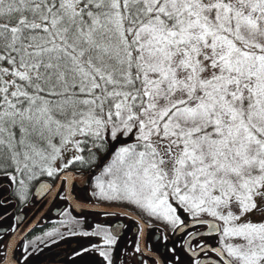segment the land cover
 Instances as JSON below:
<instances>
[{
    "label": "snow or ice",
    "instance_id": "6c2138e0",
    "mask_svg": "<svg viewBox=\"0 0 264 264\" xmlns=\"http://www.w3.org/2000/svg\"><path fill=\"white\" fill-rule=\"evenodd\" d=\"M0 145L10 153L0 168L35 179V154L40 174L59 177L57 198L82 218L65 213L69 234L99 238L75 256L264 264V0H0ZM97 203L117 217L138 206L165 228L90 231ZM13 231L0 229V264H30L65 238L26 245Z\"/></svg>",
    "mask_w": 264,
    "mask_h": 264
},
{
    "label": "flooded vegetation",
    "instance_id": "af4514ba",
    "mask_svg": "<svg viewBox=\"0 0 264 264\" xmlns=\"http://www.w3.org/2000/svg\"><path fill=\"white\" fill-rule=\"evenodd\" d=\"M68 171L75 172V170L70 169H68ZM58 179L59 177H56L55 179L52 178V180H41L37 182L31 193H29L27 189L26 201H21L19 190L17 189V185L15 183H13L15 185L11 192V195L8 194L7 187L0 188V229H14L11 235L15 236L19 234L20 239L26 245L29 241L36 240L37 237H42L45 240L50 241L51 238L45 236V233L47 232L58 231L59 233L64 234L65 238L63 240H60L57 236L58 243L50 244L49 247L44 248L43 252L29 257L30 264H101L102 258H100L95 253H85L83 256L79 257L74 255V252L76 250H79L82 247L90 246L99 238L82 235L73 236L69 234L68 229H75L77 226L74 223H65V221L69 219V217L66 216L65 213H72L71 203H69V201L65 199L56 198L55 200H53L52 205H50V207L46 210L44 217L39 221V223L37 222L35 224L34 229L32 228L30 230H25L24 227H27L28 225V222H26V220H28V217L40 205V202L42 203V201H44H32L35 188L42 181H46L52 186H55ZM5 190L7 194H5ZM99 207L105 206L103 204L97 203L95 206L90 207L87 210L88 223L84 224V228H87L91 231V225L93 224V222L103 226H108L114 221L115 226L120 229H123L125 224H127L131 228V231L126 233L129 239H135V236L133 235V233L135 232V227H133L134 224H139L142 229L144 228V223H141L142 220L152 226L150 229H144L145 231L151 232L156 227L165 228V224L163 221H157L154 217L149 218L147 216V213L143 212V210L139 209L138 206L135 205H124L123 208H117L122 211L112 210L113 213H120L119 217L109 214L107 211L102 210ZM77 213H79V209H77L76 213H72V215L76 219H82L79 215H77ZM159 236L160 233H156V237L158 238ZM5 239H7V236L5 237ZM153 246L158 250L159 258H168V254L166 253L161 243H154ZM171 246L172 245L169 244V247ZM185 247H187V245H185ZM7 254L9 256L13 255V253ZM14 255L19 256L20 250H16ZM181 259L186 260V257L181 254ZM206 264H210V262H206Z\"/></svg>",
    "mask_w": 264,
    "mask_h": 264
},
{
    "label": "trees",
    "instance_id": "16d2710c",
    "mask_svg": "<svg viewBox=\"0 0 264 264\" xmlns=\"http://www.w3.org/2000/svg\"><path fill=\"white\" fill-rule=\"evenodd\" d=\"M16 136H17V139H19V130L18 129L16 130ZM30 139L32 140V143H34L36 145L37 149H43L45 152L49 151L47 149V145H46L45 141L36 139L35 137H32ZM53 142L58 144L59 140L56 139ZM105 154H106V152L102 156H104ZM9 155H10V153H9L7 147L4 145H0V164H3ZM84 155L85 156L88 155L87 146H85ZM33 158L36 160L37 166L32 168V172H35L37 174V178L30 180L29 179L30 173L28 172V170H24L23 172H16L14 167H8L6 170L4 168H0V177L8 176L7 173H11L13 176L16 177V180L14 182L13 181L12 182L17 185V189L18 190L20 189V181L23 180L24 184L27 186L29 193H31V191L33 190V188L35 187L37 182H39L41 180H52V178L48 177L46 174H40V165L45 163V162L41 161L40 157L36 156L35 154H33ZM69 169L75 170V171L81 170L80 165L78 163H74Z\"/></svg>",
    "mask_w": 264,
    "mask_h": 264
},
{
    "label": "water",
    "instance_id": "95a60500",
    "mask_svg": "<svg viewBox=\"0 0 264 264\" xmlns=\"http://www.w3.org/2000/svg\"><path fill=\"white\" fill-rule=\"evenodd\" d=\"M128 142H131V138H128ZM118 146L119 145H115V147H118ZM112 151H114V148L110 147L108 152L104 156H102L101 159H102L103 164L106 165L107 163H109L111 161V159H112V156H111ZM69 172H73V171H69ZM96 175H99V173H96ZM43 184L51 185L50 183H48L46 181H42L35 188L34 193H33V197H32V201L33 202H34V200H36L38 202H40V200H44V201H42V203L40 202V205L28 217V220H26V222H28V225H27V227H24L25 230H30L32 228L34 229L35 224L37 222L39 223V221L44 217V214H45L46 210L50 207V205H52L53 200H55L57 198L56 192L59 191L60 186L56 183V185L53 186L56 189V191L51 192V194L49 195V193H47V192L41 194V188H42ZM3 187H7L8 188V194L11 195V192H12V190L14 188V184L9 179L8 176L0 177V188H3ZM5 192H6V190H5ZM5 194H7V192ZM99 208L106 211L105 207H99ZM112 210H114V211L115 210L116 211H122V210L117 209V208H113Z\"/></svg>",
    "mask_w": 264,
    "mask_h": 264
},
{
    "label": "rangeland",
    "instance_id": "374dc122",
    "mask_svg": "<svg viewBox=\"0 0 264 264\" xmlns=\"http://www.w3.org/2000/svg\"><path fill=\"white\" fill-rule=\"evenodd\" d=\"M67 158V157H66ZM57 166L60 164V161L58 160L57 162ZM105 179H107V177H105ZM257 219H258V217H257ZM234 243H240L241 241H239L238 239L237 240H234L233 241Z\"/></svg>",
    "mask_w": 264,
    "mask_h": 264
}]
</instances>
